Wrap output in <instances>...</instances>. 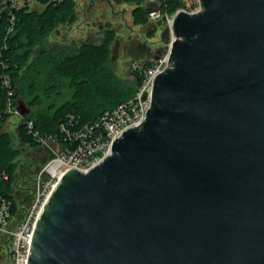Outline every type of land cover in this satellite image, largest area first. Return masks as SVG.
Here are the masks:
<instances>
[{
    "label": "water",
    "instance_id": "1",
    "mask_svg": "<svg viewBox=\"0 0 264 264\" xmlns=\"http://www.w3.org/2000/svg\"><path fill=\"white\" fill-rule=\"evenodd\" d=\"M201 6L176 16L143 125L54 189L28 264H264V0Z\"/></svg>",
    "mask_w": 264,
    "mask_h": 264
},
{
    "label": "trees",
    "instance_id": "2",
    "mask_svg": "<svg viewBox=\"0 0 264 264\" xmlns=\"http://www.w3.org/2000/svg\"><path fill=\"white\" fill-rule=\"evenodd\" d=\"M117 3L134 4L133 19L135 24L145 23L146 14L142 8L144 0H116ZM163 10L173 14L184 4L181 0L163 2ZM14 26L11 27L10 16L0 15V132L11 118L8 113L9 90L4 80L10 81L13 90V102L24 99L25 94L33 96L30 108L42 104L41 92L50 98L52 95L63 96V89L72 90V98L63 104L51 107L49 113H31L19 124L18 137L25 148H39L32 138L25 121L34 123V131L42 137H53L64 146H69L65 126L70 133L77 132L85 125L96 122L106 111L112 110L131 98L137 84H128L118 79L109 68L110 51L107 43L101 49L81 46H55L42 49L36 61L31 62L35 49L42 46L48 37L60 26L72 24L77 20L74 0H55L43 11H33L28 5L13 10ZM10 136L0 133V197L14 201L13 213L23 212L28 205L21 206L15 200L16 185L24 174L32 187L31 197L35 191L36 172L28 170L20 176L16 157L19 151L10 145ZM40 168V167H39ZM8 179L3 178V174ZM23 194V192H20ZM0 245V256L4 255Z\"/></svg>",
    "mask_w": 264,
    "mask_h": 264
},
{
    "label": "built area",
    "instance_id": "3",
    "mask_svg": "<svg viewBox=\"0 0 264 264\" xmlns=\"http://www.w3.org/2000/svg\"><path fill=\"white\" fill-rule=\"evenodd\" d=\"M157 1L161 4L162 15L169 31V39L163 53L151 64L147 65L139 60L131 63L132 76L137 84V90L131 98L114 109L106 111L96 122L85 125L73 134L65 126H62V132L66 135L69 146H64L53 137L40 136L38 132L34 131V123L31 120L25 121L32 138L40 147L49 152V158L41 166L40 171L36 172L35 191L25 211L14 214L13 199L0 197V245L12 264H28L31 242L39 217L49 197L63 177L71 170L87 173L100 165L113 154L112 147L116 140L120 139L130 129L141 127L147 119L152 106L154 81L168 68L170 55L175 42L178 40L173 29L176 16L182 12L194 15L202 11L201 0L188 1L173 14H168L163 10L162 4L167 0ZM181 1L184 4L186 0ZM31 2L35 1L9 0L6 8L0 9V15L5 9L9 11L8 16H10L11 22L9 32L13 31L15 22L13 10H18L24 5H28L30 8ZM3 3H6V0ZM4 85L8 88L10 96L8 113L19 117L21 123L26 117H21L17 110V101L13 102V90L10 81L5 79ZM56 147H60V149L56 150ZM46 176H49V180L45 179ZM3 178L7 180L8 176L4 173ZM14 191L15 200L23 206L24 203L20 201L18 191L16 189Z\"/></svg>",
    "mask_w": 264,
    "mask_h": 264
},
{
    "label": "flooded vegetation",
    "instance_id": "4",
    "mask_svg": "<svg viewBox=\"0 0 264 264\" xmlns=\"http://www.w3.org/2000/svg\"><path fill=\"white\" fill-rule=\"evenodd\" d=\"M74 1L76 3V13L78 20L77 1ZM82 1H84V3L82 2L83 9L81 10L80 6L78 8L80 9L82 16H87L85 17L84 24L86 25V27H89V29H83L82 31H80V34H86L84 39L81 42L77 40L68 41V37L64 34L62 35V38L65 40L63 41V43H59V46L76 47V43H81L80 47L89 46L101 49L106 46L107 43H110L108 48L112 61H118L122 57L128 60H139L145 63L148 61L156 60L163 53L168 37L165 18L162 15V8L156 17H154L153 15H148L145 12V8L147 7V0H144L142 8L146 14L147 20L145 23L137 25L134 23L133 19V10L136 8V6L134 4H131L134 5V9L130 13L134 29H130L129 34L123 36L118 32L117 27H110L106 22L104 27L100 24V21L109 17V14L114 12L116 5L127 3L120 4L117 3L116 0ZM155 1L161 6V4L157 0ZM92 15L95 17H93ZM77 20L72 24H65L60 26L54 33L58 35L61 28L70 27L71 31H73V26L75 25ZM81 27L82 24L78 28ZM77 31L76 29L74 30V32ZM99 37H103V40H100ZM111 49L115 51L114 55H112ZM31 149H28L25 158L29 162L32 161V163H26L24 165H29V167H27L25 171H33L35 168L41 167L45 157L43 154H38V152H36L35 154H31ZM20 167L21 171H24V167ZM25 176L26 175L24 174L16 185L18 197L20 201H22V203L29 202L32 193L31 184L29 182H26L27 178H25ZM20 192H23V194H20Z\"/></svg>",
    "mask_w": 264,
    "mask_h": 264
},
{
    "label": "rangeland",
    "instance_id": "5",
    "mask_svg": "<svg viewBox=\"0 0 264 264\" xmlns=\"http://www.w3.org/2000/svg\"><path fill=\"white\" fill-rule=\"evenodd\" d=\"M188 1L193 2V0H186V1H184V5ZM40 7H44V6H41L37 2H31V4H30V9L33 11L40 8ZM82 7L83 6L81 4L80 5L81 10L83 9ZM133 9H134V5H131V4L116 5L114 12L109 14V17H107L105 19V22L107 24H109L110 27H117L118 32L121 33L123 36H125V35L129 34V30L134 27L132 24V18L130 16V13ZM137 25H139V24H137ZM85 35H86L85 33L80 34L75 39H78L77 41L81 42L84 39ZM64 40L65 39H63L62 37L57 36L55 33H52L42 46H40L38 49L37 48L35 49L34 54L31 57V62L36 61V63H38L39 60H37V59H38L39 53H40V51H42V49L48 50L52 47L59 45V43H63ZM80 44L81 43H76L75 44L76 48H79ZM133 61H135V60H128V59H125L122 57L118 61H112L111 56H110L108 65H109V68L112 70V72L114 73V75L118 79H120V80H122L128 84H133L135 81L133 79L131 68H130L131 63ZM63 94H64L63 96L52 95L50 98H48L46 96V94L44 93V91L41 92L40 95L42 96V104L41 105L37 104V105H34L33 107L31 106V108H32L31 115L34 116L36 113H49L51 111V107L59 106V105L63 104L65 101L71 99L73 91L67 90L65 87L63 89ZM32 99H33V96L25 94V97L23 100H25L27 106L30 107L29 102ZM20 121L21 120L19 117L12 116L9 119V121L6 123V125L4 126L2 132L7 133L8 136H10V139H11L10 145L12 146V148H14V150H16V151L21 152L16 157L17 165H18V167L23 166L24 167L23 170H26V168L29 167V165L28 166L27 165L24 166V165L26 163H32V161L29 162L28 160H26L25 155H26V152L28 151V148H25V146L22 145V143L18 137V135H19L18 134V127H19ZM2 132H0V133H2ZM35 149H37V148H33L31 150L33 151ZM55 149L59 150L60 147H56ZM46 152H47L48 157H49V152L47 150H46ZM38 154H42V153H38ZM20 168L18 170L19 175L21 173L23 174V172H24V171H21ZM40 168L37 167L34 169V171L37 172V170ZM20 179L21 178H19V180ZM24 204L29 206L30 202H24ZM1 257H2V259H0V264H12L10 262L8 255H6V253L4 255H1L0 258Z\"/></svg>",
    "mask_w": 264,
    "mask_h": 264
},
{
    "label": "crops",
    "instance_id": "6",
    "mask_svg": "<svg viewBox=\"0 0 264 264\" xmlns=\"http://www.w3.org/2000/svg\"><path fill=\"white\" fill-rule=\"evenodd\" d=\"M77 1V11H78V20H77V22L75 23V25L73 26V29L75 30L76 29V31H77V29H78V31L77 32H74V30L73 31H71V27L70 28H61V30H60V33L57 35V36H60V37H62V35H66L67 37H68V41H70V40H78V39H75V38H77L78 37V35H80V31H82L83 29H89V27L87 26L86 27V25L84 24V21H85V17H87V16H82V14H81V11H80V9L78 8L81 4H83L84 3V1H80V0H76ZM83 2V3H82ZM42 6V5H41ZM47 6H44V7H40V8H38V9H36V10H34V11H43V10H45V8H46ZM93 16V15H92ZM93 17H95V16H93ZM82 24V27L81 28H78V27H80V25ZM100 24L102 25V26H104L105 27V19L104 20H101L100 21ZM66 30V31H65ZM95 32V31H94ZM79 33V34H78ZM71 36V37H70Z\"/></svg>",
    "mask_w": 264,
    "mask_h": 264
}]
</instances>
